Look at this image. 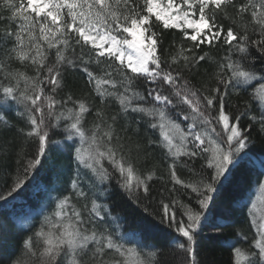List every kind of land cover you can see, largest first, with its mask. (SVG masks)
Instances as JSON below:
<instances>
[{"label": "snow or ice", "instance_id": "1", "mask_svg": "<svg viewBox=\"0 0 264 264\" xmlns=\"http://www.w3.org/2000/svg\"><path fill=\"white\" fill-rule=\"evenodd\" d=\"M0 25V158L16 163L0 208L51 155L67 161L38 185L36 218L0 215V264H166L148 231L199 264L206 227L232 230L229 264H264V160L240 175L253 131L264 138V0H0ZM201 66L209 81L193 83Z\"/></svg>", "mask_w": 264, "mask_h": 264}, {"label": "trees", "instance_id": "2", "mask_svg": "<svg viewBox=\"0 0 264 264\" xmlns=\"http://www.w3.org/2000/svg\"><path fill=\"white\" fill-rule=\"evenodd\" d=\"M2 27V25H0ZM177 38L175 30L172 32V36L165 40L164 46L167 48L172 42V39ZM178 39V38H177ZM203 47V46H202ZM259 67V62L257 64ZM193 83H204L209 81L208 70L205 66H201L198 70H195L192 73ZM69 84L75 90H82L83 81L79 74H74L69 78ZM241 105L239 109L235 107H229L228 110L235 113L236 111H243V99L238 100L235 96H232L229 100V105ZM11 119V117H9ZM247 123V121H243ZM252 138L255 141L253 145L247 150L251 154V161L242 168L240 175L244 177H251L253 181L255 180L256 173L260 170V160H264V138L257 135L255 131L252 133ZM11 141L12 135L9 133L6 137H0V142ZM141 164L144 167L152 168L156 172V177L161 176L163 173L164 181H168L166 184L167 188H172V183L168 180L166 169L163 167L161 160L158 156L150 157L147 161L144 160V157L140 156ZM67 161L64 157L58 155H51L47 162L48 174L45 175L42 173L37 176L35 181L27 187L16 199L10 200L6 205H3L0 208V215H5L12 217L17 221L19 225H27L33 218L38 216L36 209L37 202V192L39 191L38 185L47 183L50 175L53 171L58 169L61 166L66 165ZM16 163L15 159L11 155H6L3 158H0V191L6 192L4 187L6 183H11V177L15 175ZM178 175L181 179L187 180L188 175L182 170H178ZM154 193L158 191H163V182L157 180V183L153 184ZM179 190L177 195H180L181 198H186L182 195L183 190L179 185L176 186ZM257 188L253 185L251 191H245L243 195V203L249 204V197L252 199L256 194ZM168 193H165L167 196ZM236 195L232 190H227L223 193L224 202L231 203L233 197ZM130 213L131 210L129 209ZM129 220L132 222V226L136 227V222L139 221V217H133L129 215ZM244 227V233L251 235L255 233V228H251L249 232L250 220L247 222L241 221ZM38 226V225H37ZM140 227H145L143 222L140 223ZM147 234L150 238H153L159 242L164 248V259L166 264H188V258L186 254L175 247L174 245L169 246L168 244V233L167 232H158V231H148ZM225 241H233V235L231 229H225L223 232L219 230H214L210 227H206L197 237L196 240V254L199 264H229L230 251L228 246L225 244Z\"/></svg>", "mask_w": 264, "mask_h": 264}, {"label": "rangeland", "instance_id": "3", "mask_svg": "<svg viewBox=\"0 0 264 264\" xmlns=\"http://www.w3.org/2000/svg\"><path fill=\"white\" fill-rule=\"evenodd\" d=\"M257 192H258V189L256 190V194L253 200L256 199ZM256 202H257V216L259 217L260 214L264 213V204H261L259 201H256Z\"/></svg>", "mask_w": 264, "mask_h": 264}]
</instances>
